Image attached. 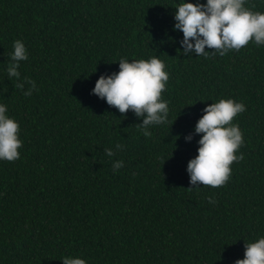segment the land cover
I'll list each match as a JSON object with an SVG mask.
<instances>
[{
	"label": "trees",
	"instance_id": "trees-1",
	"mask_svg": "<svg viewBox=\"0 0 264 264\" xmlns=\"http://www.w3.org/2000/svg\"><path fill=\"white\" fill-rule=\"evenodd\" d=\"M184 2L206 0H0V104L22 141L18 160H0V264H235L264 237V45L186 56L174 29ZM245 7L264 13V0ZM16 40L31 96L7 74ZM152 57L169 74V115L145 137L143 117L92 90L122 58ZM222 98L246 106L232 121L244 158L224 186L194 187L195 126Z\"/></svg>",
	"mask_w": 264,
	"mask_h": 264
},
{
	"label": "clouds",
	"instance_id": "clouds-1",
	"mask_svg": "<svg viewBox=\"0 0 264 264\" xmlns=\"http://www.w3.org/2000/svg\"><path fill=\"white\" fill-rule=\"evenodd\" d=\"M245 3L246 0H206V3L179 4L174 29L183 33V53L210 58L209 53L225 56L230 51H239L250 41L257 46L264 45V13L252 11ZM13 48L7 67L8 77L15 78L14 87L24 96H31L36 89L35 81L28 77L21 80L18 71L20 62L28 59L27 50L20 40L14 41ZM164 69V62L156 57L132 62L122 58L119 71L101 75L92 91L122 115L132 110L137 117H143L137 126L145 137H151L150 126L168 122L169 105L161 98L169 80ZM25 84L29 85L26 91ZM7 111V106L0 104V160L13 162L20 158L18 149L22 147V141L19 139L20 125L7 115ZM244 111L246 106L242 102L223 98L203 109L204 114L195 126V132L202 134L198 155L187 165L191 185L218 188L227 183L232 171L230 165L244 158L242 153L236 154L244 143L242 131L238 124L232 123ZM185 139L190 141L191 134ZM115 147L120 150L123 146L116 144ZM105 154L112 157L115 152L105 149ZM121 167L123 161L113 163L114 171ZM208 200L215 203L212 197ZM62 261L63 264H86L82 258L67 256ZM235 264H264V237L245 243L244 258L237 259Z\"/></svg>",
	"mask_w": 264,
	"mask_h": 264
}]
</instances>
